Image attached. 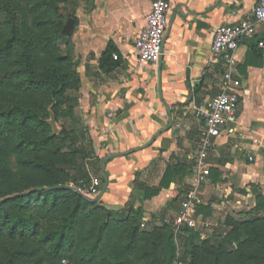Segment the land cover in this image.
I'll list each match as a JSON object with an SVG mask.
<instances>
[{
  "label": "crops",
  "instance_id": "1",
  "mask_svg": "<svg viewBox=\"0 0 264 264\" xmlns=\"http://www.w3.org/2000/svg\"><path fill=\"white\" fill-rule=\"evenodd\" d=\"M150 1L78 0L75 8L78 29L72 32V44L81 64L79 108L96 156L90 165L98 167L103 183L100 163L107 158L103 161L107 187L99 202L122 217L128 210H140L150 227L155 216L175 214L179 210L175 198L198 182V205L210 214L195 209L197 223L221 222L230 211L242 210L254 199L248 211L258 196H264L262 30L252 39L238 41L232 51L236 73L231 89L239 96L236 123L201 157L203 127L194 107L221 88V71L206 70L213 30L250 15L256 0H169L160 60L138 63L132 56L133 42L144 26ZM109 41L122 64L103 74L98 62ZM252 46L262 66L241 73L237 66H242ZM254 61L258 59L253 57ZM170 165L175 170L170 187L146 199L145 189L156 188Z\"/></svg>",
  "mask_w": 264,
  "mask_h": 264
},
{
  "label": "trees",
  "instance_id": "2",
  "mask_svg": "<svg viewBox=\"0 0 264 264\" xmlns=\"http://www.w3.org/2000/svg\"><path fill=\"white\" fill-rule=\"evenodd\" d=\"M62 1L66 0H0V264H132L101 254L112 222L126 224L121 239L112 244L115 254L137 250L143 264H157L159 251L165 264H264V204L257 203L253 209L262 216L242 221L227 216L224 226L230 229L215 240L196 243L197 234L182 233L180 252L169 226L165 225L160 245L156 229L140 230L134 219L141 218L140 210H128L122 217L73 190L88 184L89 174L82 162L96 156L80 121L79 128L70 131L66 152L64 136L53 133L47 121L49 116L56 121L68 117L78 102L77 97L65 96L77 88L78 63H70L57 49L58 41L70 47L71 38L61 34L65 22L58 14V3ZM68 18L76 26L74 16ZM255 53V47H250L242 66H237L239 72L262 66L261 56ZM253 57L258 62H252ZM98 64L103 74L121 66L112 41ZM174 177L170 165L156 188L145 189V198L168 189ZM98 212L103 220L82 235L87 216ZM196 212L210 214L199 205ZM138 241L142 244L137 249Z\"/></svg>",
  "mask_w": 264,
  "mask_h": 264
},
{
  "label": "built area",
  "instance_id": "3",
  "mask_svg": "<svg viewBox=\"0 0 264 264\" xmlns=\"http://www.w3.org/2000/svg\"><path fill=\"white\" fill-rule=\"evenodd\" d=\"M169 0H151L149 11L144 19V26L133 42L132 56L138 63L156 64L162 54V41L167 29ZM259 30L264 32V0H256L255 6L247 17L233 25H222L212 32V41L207 58V68L221 71V88L217 95L194 107L195 115L202 122L200 138V157L218 139L236 123L239 96L231 89L232 77L236 73L232 51L236 43L243 39H252ZM259 46H262L260 43ZM113 59L117 60L116 54ZM200 166V162L198 163ZM100 180L89 175L87 185L76 189L85 199H94L100 190ZM198 182L186 192V198L176 214L175 242L177 231L181 226L193 228L198 225L195 209L199 204Z\"/></svg>",
  "mask_w": 264,
  "mask_h": 264
},
{
  "label": "rangeland",
  "instance_id": "4",
  "mask_svg": "<svg viewBox=\"0 0 264 264\" xmlns=\"http://www.w3.org/2000/svg\"><path fill=\"white\" fill-rule=\"evenodd\" d=\"M75 0H66V1H62L61 3H58V14L61 17V20L64 23V26L67 22L68 19H72V18H68V16L70 14H72V16H74L75 20H76V26L78 25L77 23V18L75 17L76 13H75V5H74ZM63 26V27H64ZM76 26L73 25V27L75 28ZM73 27L70 31L71 38H70V47H68L65 43H62L60 41H58L57 43V49H58V53L61 54V56H66L69 59L70 63H78L76 65V71L79 72V70L81 69L80 67V61L78 60L76 53L74 51V47L72 44L73 41ZM78 29V27H76ZM57 63H59L57 61ZM66 64L68 65L69 63L66 62ZM65 66V65H64ZM67 67H63V70H67ZM81 91H82V85H81V78L79 77V81L77 82V88L74 90H69L65 93L66 97H77L78 98V102H77V107H75L71 114L68 117H59L58 120H55V128H56V133L55 134H59L64 136L65 141L67 142V146L63 147V151L66 152L67 148H69L68 146L70 145V140L72 139L70 131L71 130H77L79 128V124L78 121H80L82 123V115H81V110L79 108L80 105V100H81ZM213 95L216 94V89H214V91H212ZM212 97V96H211ZM66 107L64 106L63 109H65ZM196 118V117H195ZM52 120V116H49L47 121L49 122V124L51 123ZM83 126L85 127L84 123H82ZM53 131V130H52ZM82 146H85V144H81ZM79 145V146H81ZM93 159H84L83 160V164L88 172L89 175L94 176L95 178H98L101 182V186H102V175L100 174V171L98 170V167L96 165H94V169H92L91 167V161ZM96 164L98 165L99 161H95ZM15 166V163L13 164V168ZM67 170V169H65ZM69 171V169H68ZM67 171V172H68ZM71 172V171H69ZM101 178V179H100ZM100 186V189H101ZM264 188V185H263ZM191 189V188H190ZM200 190V189H199ZM252 190V189H251ZM100 191V190H99ZM186 191H183L184 195L183 197H180L179 199H177L176 201L173 202L174 206L178 207L180 210V206L182 204V202L185 200L186 195L184 194ZM257 197V199L255 200V207L257 206V203L259 204H264V196L260 195V198ZM262 198V199H261ZM262 201V202H259ZM250 202H254V199L250 200ZM251 203L249 205H247L246 207H242V210H235V211H230L222 220L221 222H217L214 221L210 224L207 225H200L198 224L197 226L193 227V228H188L185 226H181L179 228V230L177 231V242H175V245L177 246L178 251L182 252V245L179 244L180 243V236L182 233L185 234H189V233H195L198 235V240L196 239L195 242L196 243H200L199 241H203V240H209V239H217L219 235L224 234L228 231V229L224 226V221L225 218L227 216H229L230 218H234L235 220H246L251 218L252 216H262V213H257L255 211H253V208H251L250 210H246L247 207L251 206ZM102 205V203H101ZM103 208L106 209V207L104 205H102ZM108 210V209H106ZM179 210H177V212L175 214H173L170 217H164V216H155L154 220H151V226L148 227L147 225L144 224V221H142L141 218L136 217L134 218L135 220H137V222L140 225V230L141 231H145V232H149L152 231L154 229H156V231L159 233L160 238L158 239V243L160 245H162L163 243V233L166 231V226H169V228L173 231L174 235H175V227L173 226L175 217L177 216L176 214L179 212ZM130 214V213H129ZM228 217V218H229ZM103 220V215L101 214V212H98L92 216H87V222L86 225L84 227V229L81 230L82 235H84L89 229L97 227L99 225V223ZM146 222V221H145ZM126 224L124 223H115L112 222L111 224V230L108 233L107 237H106V243L102 246L101 249V254L102 256H108V255H114L117 256L119 258L131 261L132 264H143L142 260H140L139 255H138V251L134 250L130 253L124 254V255H119V254H115L112 244L116 243L118 240L121 239V235L122 232L124 230V228ZM166 225V226H165ZM187 230V231H185ZM184 231V232H183ZM175 241V239H174ZM141 242L138 241L137 243V249L141 246ZM156 260H157V264H165L164 262V254L162 251H159L158 254H156ZM60 264H69L67 262H62ZM177 264V263H174Z\"/></svg>",
  "mask_w": 264,
  "mask_h": 264
},
{
  "label": "water",
  "instance_id": "5",
  "mask_svg": "<svg viewBox=\"0 0 264 264\" xmlns=\"http://www.w3.org/2000/svg\"><path fill=\"white\" fill-rule=\"evenodd\" d=\"M73 25H74V21H73V19H68L67 22H66V24H65V26L63 27V29H62V31H61V34L64 35V36H68V35L70 34V31H71ZM165 35H167V32H166ZM165 38H166V36H164V38H163L162 45H163V42H164ZM160 57H161V56H160ZM159 60H160V58H159ZM50 126H51V128H52V130H53V133H56V128H55V118H54V117H52V120H51ZM158 135H159V133H157V136H158ZM153 140H154V139H153ZM153 140H151V142H152ZM151 142H149L147 145H150ZM112 157H113V156H112ZM112 157H109V158H112ZM106 159H107V158H105L104 160H106ZM104 160H102L101 163H100V168H101V171H102V174H103V177H104V183H103V186H102L101 191L99 192V194H98L94 199H88L91 203L98 202L99 199H100V197L103 195V193H104V191H105V189H106V187H107V176H106L105 170H104V168H103V161H104ZM65 188L73 189V188H71V187H65ZM73 190H74L78 195L82 196V195H81L76 189H73ZM82 197H83V196H82Z\"/></svg>",
  "mask_w": 264,
  "mask_h": 264
}]
</instances>
